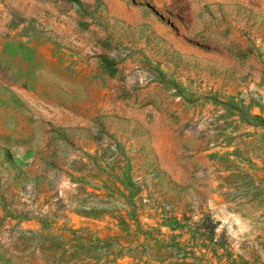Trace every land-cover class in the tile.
Instances as JSON below:
<instances>
[{"label":"rangeland","instance_id":"1","mask_svg":"<svg viewBox=\"0 0 264 264\" xmlns=\"http://www.w3.org/2000/svg\"><path fill=\"white\" fill-rule=\"evenodd\" d=\"M0 264H264V0H0Z\"/></svg>","mask_w":264,"mask_h":264},{"label":"clouds","instance_id":"2","mask_svg":"<svg viewBox=\"0 0 264 264\" xmlns=\"http://www.w3.org/2000/svg\"><path fill=\"white\" fill-rule=\"evenodd\" d=\"M235 230V229H234Z\"/></svg>","mask_w":264,"mask_h":264}]
</instances>
